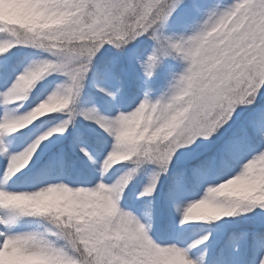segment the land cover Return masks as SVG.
I'll return each instance as SVG.
<instances>
[{
  "label": "snow or ice",
  "instance_id": "obj_1",
  "mask_svg": "<svg viewBox=\"0 0 264 264\" xmlns=\"http://www.w3.org/2000/svg\"><path fill=\"white\" fill-rule=\"evenodd\" d=\"M0 264H264V0H0Z\"/></svg>",
  "mask_w": 264,
  "mask_h": 264
},
{
  "label": "clouds",
  "instance_id": "obj_2",
  "mask_svg": "<svg viewBox=\"0 0 264 264\" xmlns=\"http://www.w3.org/2000/svg\"><path fill=\"white\" fill-rule=\"evenodd\" d=\"M51 107H55L56 106V102L53 101L52 104L50 105ZM118 157H113V159H117ZM219 211L218 209H214L212 206L210 205H204V206H200L198 208L193 209L190 213L189 216L191 218H203L207 215H211L214 212Z\"/></svg>",
  "mask_w": 264,
  "mask_h": 264
},
{
  "label": "rangeland",
  "instance_id": "obj_3",
  "mask_svg": "<svg viewBox=\"0 0 264 264\" xmlns=\"http://www.w3.org/2000/svg\"><path fill=\"white\" fill-rule=\"evenodd\" d=\"M169 63L174 66L176 71H181L185 65V62L179 57L170 59Z\"/></svg>",
  "mask_w": 264,
  "mask_h": 264
}]
</instances>
